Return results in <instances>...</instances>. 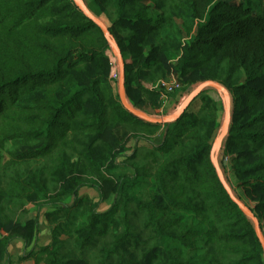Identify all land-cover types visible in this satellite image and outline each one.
<instances>
[{
	"label": "trees",
	"instance_id": "16d2710c",
	"mask_svg": "<svg viewBox=\"0 0 264 264\" xmlns=\"http://www.w3.org/2000/svg\"><path fill=\"white\" fill-rule=\"evenodd\" d=\"M84 2L121 49L135 109H162L152 87L171 74L186 97L205 81L228 90L232 120L218 161L264 234V0ZM110 46L74 0H0V148H22L6 166L0 155V236L9 235L2 251L16 238L35 246L38 219L21 223L30 194L35 203L47 202L39 209L51 206L45 215L53 239L22 261L264 264L253 221L231 200L211 161L224 108L207 93L218 92L203 91L172 124L147 123L114 93ZM111 129L133 139L129 155ZM68 160L78 161L82 178L65 176ZM153 186L150 200L132 194ZM83 188L95 189L99 201L80 196ZM69 197L71 205L64 203ZM110 199V210L98 213ZM113 222L117 229L99 227Z\"/></svg>",
	"mask_w": 264,
	"mask_h": 264
},
{
	"label": "rangeland",
	"instance_id": "374dc122",
	"mask_svg": "<svg viewBox=\"0 0 264 264\" xmlns=\"http://www.w3.org/2000/svg\"><path fill=\"white\" fill-rule=\"evenodd\" d=\"M257 1V0H256ZM177 33L178 36L181 38V41L183 43H185V41H187V39L189 38L187 35V28L185 26V23L183 20H177ZM110 49L107 54L110 58V61L112 63V66L114 65L119 71H120V65L118 63V60L116 58L115 52L112 49V47L110 46ZM119 83V81H118ZM111 86L114 90V93H119V87L118 85L115 83V81H111ZM199 86V84H197L195 86V88ZM207 95H209L211 98L215 99L216 101L222 103L223 105V112L225 115V105H224V100L222 98V96L219 93H214L212 91H208ZM187 97L185 95H182L181 91H177L176 93H174L170 99L168 100L167 103H165V105L162 107V109H158L157 111L152 110V109H146V113L149 114L152 117H157V118H161V117H166L169 115H172L174 113H176V111L178 110V108L180 107V105L184 102V100ZM198 109V104L193 106V110H197ZM223 115V116H224ZM190 126V125H189ZM191 128H193L192 126H190ZM113 130V129H111ZM124 132H122L121 134H118V129L113 130V132L111 133V137L114 138V140H120L122 143H124V147L127 149V151L125 152V154L129 155L131 153V151L134 148L135 142L133 141V139H131L129 136L123 137ZM157 142V141H155ZM148 143L142 142L141 145H147ZM119 150V148H118ZM22 151V148L17 145V144H11V145H6L4 148H0V155L3 157L2 160V165H8V162L10 161V156L9 154H11V152H20ZM123 152V151H122ZM104 169L105 170H111L116 176L117 174H119L121 172V168L120 169H113L112 164L110 163H104ZM65 176L68 177H73L75 175V177H83V169L81 168L80 164L78 163L77 160H68L65 164ZM99 178H95V181H98L99 183L103 184L104 186H106V182L103 181V179L98 180ZM109 187V186H107ZM80 196H89L93 201L98 202L99 201V194L95 189H90V188H83L80 190ZM132 194L137 195L141 198H143L144 200H150L152 199L156 194H157V188L156 186L153 187H137L136 190H134L132 192ZM27 201H25V211L21 214L22 216V224L26 223L28 220H37L39 221V234L37 236V240L34 244H31L29 247H27V245L24 243V241L22 239H15L13 241V243H11V245L8 247V249L6 248V251H2L4 244L2 243V241L7 240L9 238V235L4 234V236H0V264H8V260L7 257H11L12 260V264H35V262L33 261H22L21 257L24 255L25 252L30 251V249L33 248L34 246V250L42 248L44 246L50 245L52 243V239H53V234H52V226L50 225V223L48 222L47 218H46V213L48 211H51V206H44L43 208L39 209V204H43V203H47L46 201H37V203H35V199L28 194L27 196ZM112 197V195H111ZM111 200V199H110ZM107 200L103 203L99 204L98 207V213H105L108 210H110L111 207V203L113 201V199L110 201ZM65 204H72L73 203V199L71 197L66 198L64 200ZM100 228H104L106 231L111 230V229H117L118 225L116 222L110 223V224H100L99 225ZM13 233H15V235H17V230H14ZM6 237V238H5ZM36 247V248H35ZM6 252V253H5ZM196 263V262H195Z\"/></svg>",
	"mask_w": 264,
	"mask_h": 264
},
{
	"label": "water",
	"instance_id": "95a60500",
	"mask_svg": "<svg viewBox=\"0 0 264 264\" xmlns=\"http://www.w3.org/2000/svg\"><path fill=\"white\" fill-rule=\"evenodd\" d=\"M76 6L78 9L94 24H96L104 34L105 38L107 41L110 43L112 49L115 52L116 58L118 60V63L120 65V77H119V96L122 102L123 107L130 112L132 115L135 117L151 124H160V125H165V124H172L178 120H180L186 111L189 109V107L193 104V102L203 93V91L207 89H213L217 91L223 98L224 100V105H225V115H224V120L222 124L221 131L217 138L215 139V142L213 144L212 152H211V161L217 171L218 177L220 179V182L222 183L223 187L225 188L226 192L230 196L231 200L240 208V210L247 216L249 217L255 226V232L257 235V238L262 246V249L264 251V234L260 228V222L258 218L255 216V214L251 211L250 208H248L240 199H238L235 194L233 193L232 188L228 185L222 170L219 165L218 161V155L219 152L222 149V145L224 140L227 138L229 134V129L231 125V120H232V113H231V98L229 95L228 90L223 87L220 83H217L215 81H205L201 83L199 86H197L194 91L184 100V102L180 105L176 113L166 116V117H152L146 112L139 111L135 109L128 101L127 99V94H126V86H125V61L122 56L121 49L119 45L117 44L116 40L114 39L113 35L110 33L108 27L106 24L101 21L99 18H97L87 7L86 3L84 0H74Z\"/></svg>",
	"mask_w": 264,
	"mask_h": 264
},
{
	"label": "built area",
	"instance_id": "2783aa9c",
	"mask_svg": "<svg viewBox=\"0 0 264 264\" xmlns=\"http://www.w3.org/2000/svg\"><path fill=\"white\" fill-rule=\"evenodd\" d=\"M119 77H120L119 70L113 65V68L110 74V80L118 81ZM152 89L158 90L160 92L161 100L163 101L165 105V103H167L168 100L170 99L171 95H173L177 91H180L181 83L176 74H171V76L168 79L160 80L157 83H155Z\"/></svg>",
	"mask_w": 264,
	"mask_h": 264
}]
</instances>
